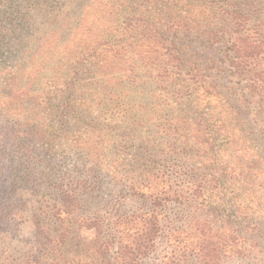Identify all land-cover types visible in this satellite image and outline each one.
I'll return each instance as SVG.
<instances>
[{"label":"trees","instance_id":"trees-1","mask_svg":"<svg viewBox=\"0 0 264 264\" xmlns=\"http://www.w3.org/2000/svg\"><path fill=\"white\" fill-rule=\"evenodd\" d=\"M227 1L0 0V61L13 59L8 71H0V171L10 169L12 176L20 166L30 172L49 169L41 185L55 187L60 203L46 222L34 217L39 255L29 264L60 255L73 224L94 235L103 264H142L161 237V264H188L192 258L196 264H220L224 255L245 256L263 237L252 216H264V148L255 142L264 141V27L247 28L251 12ZM179 32L187 37L199 32L210 46L223 44L219 60L233 87L206 79L195 62L185 60L180 45L166 43L165 34ZM137 60L156 73V85L178 88L175 107L165 105L169 98L162 94L142 90L132 68L138 67ZM43 82L41 91L35 88ZM127 84L147 99L141 108L152 107V118L144 116L140 125L161 120L158 112L171 108L163 130L183 144L173 153L178 169L171 176L146 170L144 181L112 176L117 195L111 210H105L109 218H79L84 199L95 198L100 189L101 177L121 170L125 162L119 159L114 168L106 154L78 144L81 169L60 178L54 159L62 154L56 145L66 137L64 117L70 113L88 126L84 112L95 97L103 105L127 106ZM222 87L236 89L235 106ZM242 108L252 112L255 129L247 127ZM186 126L191 133L179 135ZM7 149L15 156L7 155ZM28 180L35 185L31 174ZM125 180L130 184L124 185ZM7 190L0 192L1 232L18 217L8 209L12 194ZM222 190L231 194L230 214H212L211 219L216 209L205 196ZM125 201L134 208L124 210ZM171 205L176 217L169 220L165 210ZM109 252L112 257L106 260Z\"/></svg>","mask_w":264,"mask_h":264},{"label":"rangeland","instance_id":"rangeland-1","mask_svg":"<svg viewBox=\"0 0 264 264\" xmlns=\"http://www.w3.org/2000/svg\"><path fill=\"white\" fill-rule=\"evenodd\" d=\"M209 1L220 3L223 0ZM234 2L240 3L245 11L251 12L249 15L252 18H250L246 26L247 28L255 29L260 26L264 27V23H262L264 22V0H228L226 3L233 4ZM164 38L167 44L174 41L176 44L180 45L185 55V60L190 63L195 62L206 79L215 81L219 86L225 85L233 87V84L228 82L229 78L224 71L225 66H223L219 60L221 57L219 52L223 48V44L210 46L207 38L199 32L192 33L190 37L185 36L181 32L177 35L165 34ZM128 56L131 57V54L129 53L127 58ZM12 63L13 59H6V62L0 61V71H8ZM136 63L138 67H132V65L131 67L137 73L136 80L138 85L142 86V90L148 91L147 93L149 94H162L164 97L169 98L165 105L170 104L172 107H175V96L178 88L171 87L168 83L156 85L154 83L156 78H153L157 76L156 73L152 71L151 74V68L146 67L143 63H140L139 60H137ZM0 75L2 74L0 73ZM146 85H148V87ZM43 86L44 82L41 86H36L35 88L41 91ZM126 88L129 89L128 101H131L127 106L124 105L123 107L117 108L112 104L103 105L100 104V101L95 97L88 108V112H84V116H89L88 119L85 120L88 126L83 125L82 122L77 123L78 121L71 119L70 113H67L64 117L65 124H63V126L66 137L60 138V143L56 145L57 148H60L62 154L54 159V164L57 167L60 178L65 174H67V176H76L78 170L81 169L82 160L79 159L78 155L80 154L75 150L78 144L80 146L85 144L86 149L90 146H94L97 151H101L108 156V160L112 162L111 164L114 168L118 165L115 162L119 159L125 162V166L120 165L121 170L108 171L110 175L101 177L102 184L100 189L95 194V198L91 199L87 197L84 199L83 206L76 215L79 218L96 216L104 219L109 218L105 210H111L109 209V206L112 205L111 198L112 196L115 198L117 195L115 192L116 189L113 188L115 182L111 180L112 176L115 178V181L121 178H130L132 180L141 179L144 181L146 177H144L143 172L146 170H152V172L160 170L168 176H171L174 175L178 169L179 159H177L173 153L180 151L183 144L175 142V133L169 135L163 130L164 127L168 128V123L162 120L168 119L171 108H164L165 111L162 114L158 112V116L161 120L157 122L152 120V122L147 125H140L145 124L144 116L151 115L152 118V107H140L141 102L147 99L145 96L139 98V96L136 95L137 93H134L132 88L139 91L136 86L133 87L127 84ZM222 90L224 92H230V101L232 105L235 106L236 95H234V93L236 94V89L234 88L227 91L223 88ZM129 105L133 107H129ZM237 107L241 108V106L238 105ZM116 110L121 112L117 113ZM127 110L129 111L128 115L132 114V116H135V119L128 118L126 115ZM242 111L247 127L255 129L256 124L253 121L252 112L244 109ZM82 115L83 113L81 116ZM191 124L192 123H189V126ZM182 131H186V133H181L179 135L183 136L191 133L188 126ZM88 132H94L96 134L87 137L88 135L86 133ZM253 137L255 138L256 136L253 135ZM87 138L88 141L86 142ZM102 140L105 141L104 144L101 145L97 143ZM255 142L257 146L264 148L263 140L259 139ZM7 152L6 154L11 158L15 156L10 149H7ZM8 164L14 166L13 163L8 162ZM118 172L121 173L119 174ZM117 173L118 175H116ZM12 174L13 175L10 176V169L7 172L0 171V192L1 189L8 188L6 192L12 194L10 197L11 205L8 209L13 213L11 216H18L10 225L3 228V232L0 231V264H29L34 255L39 253V246L34 235V217L40 218L46 222L47 219H44L46 218L45 216H54V210L60 208V203L55 187L46 189L45 185H41L42 175L50 174L49 169L41 167L36 171L30 172V170L20 166L16 167ZM30 174L35 185H32L28 180ZM129 182V180H125L123 184L129 185ZM169 184L173 185V181ZM260 192V189H257V193ZM230 196L231 194L226 190H222L219 195L214 194L213 196H205L207 201L206 204L211 207L212 211L216 209L214 213L209 211L211 213L209 215L211 219L217 214L228 215L230 210L229 204L233 203ZM125 197H128V195ZM19 200H23V202H19ZM123 203L124 210L128 211L134 208V205L128 201ZM106 204L108 206H106ZM2 207L3 205L0 206V213ZM165 212L169 220L176 217L174 216L176 209L173 205L168 206ZM252 217L260 224V232L263 237L256 238L252 246L253 249L247 251L245 256L224 255L220 264H264V216L259 215ZM177 224V228L183 230L184 227H181L182 222H177ZM71 226L73 229L62 247L61 254L47 258L42 264H66L68 262H72V264H103V258H100L94 250L96 246L94 235L90 231L79 230L75 224ZM51 230L53 232L54 229ZM168 231L169 229H165L162 236H165ZM163 256L164 241L163 237H161L156 242L153 253L145 259L142 264H161ZM104 257L106 260L110 259V257H112V252H109ZM37 260L38 258L36 257L34 261L38 262ZM188 264H196V262L192 258Z\"/></svg>","mask_w":264,"mask_h":264}]
</instances>
